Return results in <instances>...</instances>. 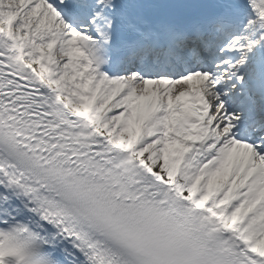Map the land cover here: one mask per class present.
I'll return each instance as SVG.
<instances>
[{"label":"snow or ice","instance_id":"1","mask_svg":"<svg viewBox=\"0 0 264 264\" xmlns=\"http://www.w3.org/2000/svg\"><path fill=\"white\" fill-rule=\"evenodd\" d=\"M0 264H264V0H0Z\"/></svg>","mask_w":264,"mask_h":264}]
</instances>
